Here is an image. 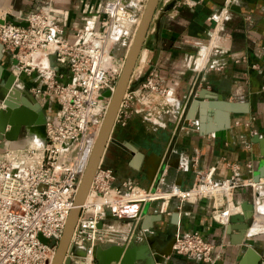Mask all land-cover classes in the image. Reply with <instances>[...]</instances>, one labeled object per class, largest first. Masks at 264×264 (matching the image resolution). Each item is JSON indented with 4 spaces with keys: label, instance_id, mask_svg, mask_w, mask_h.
Returning a JSON list of instances; mask_svg holds the SVG:
<instances>
[{
    "label": "crops",
    "instance_id": "0c3cea01",
    "mask_svg": "<svg viewBox=\"0 0 264 264\" xmlns=\"http://www.w3.org/2000/svg\"><path fill=\"white\" fill-rule=\"evenodd\" d=\"M105 1L0 0V18L20 22L28 13L48 7L64 36L71 39L73 27L85 25L90 17L99 14ZM141 52L146 53L144 63ZM200 52L206 57L195 60L194 65L200 60L203 64L194 69L191 63ZM154 53L155 60L149 66ZM14 70L13 58L0 45V93ZM147 71L155 75L159 92L140 88L143 80L139 79ZM17 80L19 89L38 85L35 78L23 74ZM130 87L133 97L128 116L114 121L100 160L103 167L111 169L113 183L129 179L140 188L153 189L164 167L161 188L176 185L187 189L199 173L210 167L212 180L229 177L233 171L230 164L236 165L239 179L254 182L252 173L264 162V0H158ZM194 89L205 91L201 98L204 103L211 96L219 104H237L233 111L216 108L225 111L228 118V126L221 134L199 133L194 128L196 120L176 114V104V111L181 113L182 104L189 101ZM47 95L42 92L34 97L44 116L55 110ZM138 95L146 98L147 105L133 102ZM133 108L138 111L133 112ZM144 110L158 121L143 120ZM211 124H215L213 119ZM25 137L20 129L15 140L0 141V152L23 146L29 141ZM263 181L264 177H260L254 186H237L228 201L222 194L192 202L172 198L162 210L160 201L144 202L130 242L144 245L150 256L176 234L196 232L213 246L210 263L170 252L160 264H260L264 261ZM244 204L251 205L248 228L241 236L236 231L225 234L228 222L221 223L217 213L228 208L230 215H241ZM250 226H255L252 233ZM245 239L251 244L244 243ZM134 264H141V260L135 259Z\"/></svg>",
    "mask_w": 264,
    "mask_h": 264
},
{
    "label": "built area",
    "instance_id": "2783aa9c",
    "mask_svg": "<svg viewBox=\"0 0 264 264\" xmlns=\"http://www.w3.org/2000/svg\"><path fill=\"white\" fill-rule=\"evenodd\" d=\"M134 1L142 8L145 0ZM122 7L120 0H106L99 14L85 25L73 27L71 39L64 36L48 7L28 13L23 18L25 25L0 23V45L14 60L13 75L35 78L38 85L29 88L30 93L33 97L42 92L51 95L55 107L53 114L45 115L43 145L28 141L0 152V264L51 262L83 172V154L107 105L104 94L113 90L141 11L139 8L134 21H128L129 14ZM121 38L126 40L123 54L115 56ZM140 57L144 63L146 53L141 52ZM140 88L159 92L152 71L145 75ZM131 92H124L115 121L128 116ZM133 102L144 106L146 98L138 95ZM143 112V120L155 122L146 110ZM228 166L233 170L229 177L212 180L210 167L187 189L176 185L161 188L163 167L156 186L144 189L129 179L113 183L111 169L99 162L89 184V202L80 205L64 257L69 264H94L90 254L75 256L71 249L128 244L135 237L133 225L144 202L160 201L162 210L172 198L192 202L222 194L228 201L237 186L257 183L239 179L236 165ZM228 211L217 213L221 223L228 222ZM212 249V244L196 232L176 234L171 245V252L207 263Z\"/></svg>",
    "mask_w": 264,
    "mask_h": 264
},
{
    "label": "water",
    "instance_id": "95a60500",
    "mask_svg": "<svg viewBox=\"0 0 264 264\" xmlns=\"http://www.w3.org/2000/svg\"><path fill=\"white\" fill-rule=\"evenodd\" d=\"M158 0H145L141 14L135 26L134 33L131 40L126 47L123 54V62L116 78L113 90L111 93H105L108 97L107 105L103 113L97 136L93 143L87 164L79 178L76 192L74 195L72 208L69 210L61 236L56 244L53 257L50 264H69V260L64 257L65 251L68 246V241L73 230L74 224L79 215L80 205L86 196L89 184L97 164L101 160V156L109 139V134L115 121L116 113L119 103L126 90L130 87V80L133 68L141 50L147 29L150 25L155 7ZM122 9L128 15V21H134L139 13L141 4L134 0H120ZM9 22L16 25H25V21L12 22L5 17L0 18V23ZM125 38H121L118 45L123 48L125 45ZM51 60L52 57L50 56ZM155 60V53L149 59V66ZM148 72V71H147ZM144 73L139 79L142 81L147 74ZM17 79L14 75L9 74L0 93V141H12L17 138L20 129L26 133V140L43 145L45 141L44 135V113L33 95L22 86L21 90L13 87V83ZM203 89L193 90L191 97L187 103L181 106V116L184 119L196 120L195 129L199 133H216L222 132L228 126V118L226 112H222L217 107L224 110L233 111L236 109L237 104L230 102L216 103L211 100V96H207L208 102H203L202 97L206 93ZM199 107L194 115L195 109ZM220 108V109H221ZM207 109V110H206ZM213 109H215L213 111ZM211 119L215 124H211ZM206 122V124H205ZM264 177V162L259 164V167L252 173L254 182L258 178ZM243 213L241 215H230L228 223L224 228V233L229 235L231 231H236L240 234L248 227L246 220L251 215V205H241ZM243 239V236L241 237ZM173 238L168 241L163 249L154 250L148 256L146 254V247L144 245H136L130 242L126 245L110 244L105 247L93 246L88 249L85 245L74 247L71 252L75 256H85L90 254L91 258L96 264H134V260H141V264H160L164 257L168 256L171 252V245ZM247 244H251L249 239H245Z\"/></svg>",
    "mask_w": 264,
    "mask_h": 264
},
{
    "label": "bare ground",
    "instance_id": "6f19581e",
    "mask_svg": "<svg viewBox=\"0 0 264 264\" xmlns=\"http://www.w3.org/2000/svg\"><path fill=\"white\" fill-rule=\"evenodd\" d=\"M114 14H118L119 15V12H113ZM203 52H206V50H203ZM201 54H202V52H201ZM35 60H36V58H34ZM198 64V63H197ZM195 65L196 67L195 68H198V69H200L202 66H201V64H203L202 63V61L200 60L199 61V64L198 65ZM21 86V84H20V82L17 80V79H15V81H14V83H13V87L15 88V89H17V90H21V89H19V87ZM178 106V105H177ZM176 114L177 115H181V113L179 112V110L178 111H176ZM99 126H100V124H99ZM99 126L97 127V130L95 131V133L93 134V137H92V139H91V142L88 144V149H86V152H85V154H83V157H82V159H83V163H84V166H83V170H84V168H85V166H86V164H87V161H88V158H89V155H90V152H91V149H92V146H93V143H94V141H95V138H96V136H97V133H98V129H99ZM89 199H90V196L88 195V192H87V194H86V196L84 197V199H83V201H82V204H85V203H87V202H89ZM254 228H255V226H250L249 227V231L252 233V232H254Z\"/></svg>",
    "mask_w": 264,
    "mask_h": 264
},
{
    "label": "rangeland",
    "instance_id": "374dc122",
    "mask_svg": "<svg viewBox=\"0 0 264 264\" xmlns=\"http://www.w3.org/2000/svg\"><path fill=\"white\" fill-rule=\"evenodd\" d=\"M142 1H144V0H142ZM123 48H120V47H117L115 50H114V54H115V56H121L122 54H123ZM200 51H202V50H200ZM201 53V52H200ZM199 53V56H197L193 61H192V67L194 68V69H198V68H195V65H194V62H195V60H197V59H204L206 56H204L203 54H200ZM47 100H48V102H49V104H52L53 103V105H54V99H52V96L51 95H47ZM146 105H147V102H146ZM163 106H165V105H163ZM177 104H176V109H175V112H176V110H177ZM164 108V107H163ZM165 109V108H164ZM164 118H167V116L165 115V117ZM152 120H156V121H158L157 120V118H155V117H153L152 118Z\"/></svg>",
    "mask_w": 264,
    "mask_h": 264
}]
</instances>
